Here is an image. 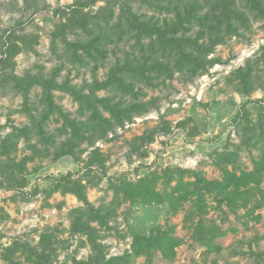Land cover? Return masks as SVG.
I'll use <instances>...</instances> for the list:
<instances>
[{"label": "rangeland", "instance_id": "obj_1", "mask_svg": "<svg viewBox=\"0 0 264 264\" xmlns=\"http://www.w3.org/2000/svg\"><path fill=\"white\" fill-rule=\"evenodd\" d=\"M76 1L89 4L73 9ZM90 1L0 0V264H82L98 255H131L126 264H264V178L250 185L246 206L229 208L217 190L205 195L202 220L223 231L209 247L186 221L189 204L173 212L166 202L130 200L122 191L151 172L160 176L157 188L169 190L176 181L164 183L179 168L221 182L263 157L264 12L257 14L248 0H174L167 10L159 8L163 0ZM190 3L203 6L202 13L229 3L243 14L244 21L231 22L235 32L208 54L218 63L191 78L152 71L147 82L123 74L136 96L116 87L93 95L120 108H145L103 135L94 131L93 122L86 123L90 112L60 87L91 94L95 81L128 60L172 65L174 51H161L119 23L122 6L161 26ZM197 30L193 25L185 35ZM96 35L103 36L97 44L103 55L81 48ZM15 76L25 81L16 86ZM61 114L83 125L73 131ZM163 233L179 240L173 257L132 255L134 235Z\"/></svg>", "mask_w": 264, "mask_h": 264}, {"label": "trees", "instance_id": "obj_2", "mask_svg": "<svg viewBox=\"0 0 264 264\" xmlns=\"http://www.w3.org/2000/svg\"><path fill=\"white\" fill-rule=\"evenodd\" d=\"M95 1L97 0H91L90 2L93 3ZM163 1L165 5L159 8L166 10L168 6L174 2V0ZM182 1L183 0H176V3L182 4ZM248 1L251 7L256 10L257 14L264 12L263 0ZM87 4L89 3L76 1L73 4L74 6L70 7H75L73 9H77ZM122 9L123 12L119 20L122 19L126 21L130 29L137 32L136 38H140L144 35L148 36L151 40L150 44L156 41L161 51L165 52L168 49L170 54L174 51L173 53L176 55V58L172 65L153 61L150 65L143 63L140 66H136L137 63L134 64L131 60H128L123 65L117 64L109 70L106 80L100 82L95 81L94 87L91 89V94H84L73 89H67V87H60L69 90L70 93L78 99L81 107L83 106L84 110L90 112L86 123L90 125V122H93L94 125L92 127L94 131H101L100 134L102 135L107 128L111 129L115 125H120L133 115L142 112L145 108V104L142 103L140 108L136 104L120 108L118 103L111 105L105 102L107 101L105 98L95 97L93 95L94 91L103 90V88L108 87H116L122 92L136 96L137 92L134 91L133 86L126 83L124 79L123 74L130 72L139 74L142 79L147 82H150V79L153 78L150 77L147 72L152 71L157 72V76L164 74L166 78L173 77L175 71L185 73L190 78L200 75L202 72H205L208 67L212 66L214 63H218L217 59L208 58V54L212 52L216 44L222 42L225 34H232L235 32V27L233 28L231 22H233V20L244 21L243 14L238 13L229 3L221 7L219 11L217 8H214L215 10H207L204 13H202L203 6L196 7L195 4L190 3L183 11H177L175 13L174 21L170 23L164 22L161 26L149 24L140 20L139 16L132 11V7L129 4L123 5ZM122 20H120L119 23H121ZM193 25L198 26L196 34L193 37L186 36L185 32L191 30ZM223 26L224 31L221 29ZM82 28L85 30L86 34L92 32L87 25H82ZM179 31H182V33L177 35ZM223 32L224 34H222ZM102 40L103 36L96 35L94 38L86 41L84 45H81V48L89 55L92 54V50L99 55H103L105 51L103 52V49H99L97 46ZM100 44L102 45L103 43ZM245 78L246 74L241 75V82L244 83L246 81ZM13 80L16 86H20L23 81H25V79L16 76L13 77ZM29 80L30 82L40 83L47 91L50 90L46 81L34 79L33 77ZM43 99L48 105H52L50 94L44 93ZM99 106L102 109L104 107L109 113V118L114 121L111 122L108 118L104 117ZM61 116L64 117V120L68 122L67 126L73 131H76V128H80L81 125H83L82 122L67 119L65 114H61ZM73 134H76V132H73ZM262 139L264 140V137H262ZM174 172L177 174V177L175 178L173 171H171L169 179L164 183V185L168 187L172 180L176 181L169 190L158 189L156 185L160 176L157 175L156 172H151L149 176H145L137 183H125V188L122 191L130 200L141 199L145 202L156 204L166 202L173 212H178L181 206L189 204L191 210L186 216V221L191 223L192 232L197 241L209 247L212 245L215 238L223 234V231L215 224L208 226L203 222V215L207 212L205 195L217 190L219 194H224L222 199L225 200L229 208H234L238 203L246 206L249 202L248 192L250 185L258 184L264 178V152L262 158L253 161V168L251 170L242 171L239 174L228 173L222 178L221 182L197 176L189 169L179 168ZM79 197L83 199L82 195H79ZM95 213H97V211L93 210V215H95ZM93 218L95 217L93 216ZM84 230L90 233L88 228H84ZM177 245H179V240L166 233L159 236L152 234H136L133 237L131 245L132 255L134 257L145 256L153 251H159L164 257H173ZM128 256L131 255L113 256L106 260L103 258V255H98V257L95 258L91 256L82 264H126V262H128Z\"/></svg>", "mask_w": 264, "mask_h": 264}]
</instances>
